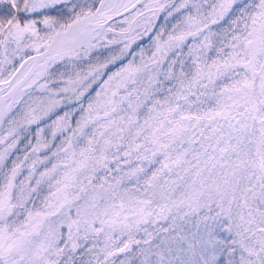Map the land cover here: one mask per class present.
Returning <instances> with one entry per match:
<instances>
[{
	"label": "snow or ice",
	"instance_id": "obj_1",
	"mask_svg": "<svg viewBox=\"0 0 264 264\" xmlns=\"http://www.w3.org/2000/svg\"><path fill=\"white\" fill-rule=\"evenodd\" d=\"M0 264H264V0H0Z\"/></svg>",
	"mask_w": 264,
	"mask_h": 264
}]
</instances>
